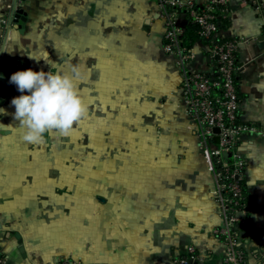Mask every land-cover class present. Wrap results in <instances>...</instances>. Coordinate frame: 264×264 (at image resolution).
<instances>
[{"label": "crops", "instance_id": "obj_1", "mask_svg": "<svg viewBox=\"0 0 264 264\" xmlns=\"http://www.w3.org/2000/svg\"><path fill=\"white\" fill-rule=\"evenodd\" d=\"M20 9L22 28L15 23ZM220 31L223 39L246 40L238 52L240 120L263 130L243 137L238 149L247 161L250 222L261 234L245 230L242 247L247 264H264L262 20L246 0H230ZM164 35L156 0H0V67L12 59L36 70L38 50L45 47L56 61L53 49L61 48L60 71L85 66L80 91L88 104L71 135L77 152L55 149V132L42 145L23 140L11 101L27 93L17 86L1 104L6 264H176L190 246L201 258L195 264H225L224 245L213 234L223 225L214 174ZM209 51V42H195V70L213 72ZM91 139L94 151L86 152Z\"/></svg>", "mask_w": 264, "mask_h": 264}, {"label": "built area", "instance_id": "obj_2", "mask_svg": "<svg viewBox=\"0 0 264 264\" xmlns=\"http://www.w3.org/2000/svg\"><path fill=\"white\" fill-rule=\"evenodd\" d=\"M163 21L164 49L177 57L181 72V99L196 123V135L201 150L209 161L216 183V197L220 203L223 225L213 234L224 245L225 264H247L241 234L250 230L254 238L261 234L252 229L248 197L245 193L247 161L239 152V144L247 135L261 134L256 123L240 120V98L237 75L242 69L238 60L242 39H223L220 36L219 18H229L230 0H207L198 11L195 0H156ZM252 4L262 20L264 6L260 0H246ZM188 12L200 27L201 40L210 43L209 57L213 72L205 73L193 68L192 48L183 45L184 27L181 11ZM216 130L219 132L217 133ZM201 260L195 247L190 246L176 264H195ZM0 264H6L0 256Z\"/></svg>", "mask_w": 264, "mask_h": 264}, {"label": "clouds", "instance_id": "obj_3", "mask_svg": "<svg viewBox=\"0 0 264 264\" xmlns=\"http://www.w3.org/2000/svg\"><path fill=\"white\" fill-rule=\"evenodd\" d=\"M49 65L48 72L29 68L11 76V83L21 93H27L13 98L11 103L15 107L14 118L23 130V140L33 145L44 144L46 135L53 132L70 137L88 114V104L80 91L85 66L72 63L65 72L53 71L55 65Z\"/></svg>", "mask_w": 264, "mask_h": 264}, {"label": "rangeland", "instance_id": "obj_4", "mask_svg": "<svg viewBox=\"0 0 264 264\" xmlns=\"http://www.w3.org/2000/svg\"><path fill=\"white\" fill-rule=\"evenodd\" d=\"M48 50L51 51V48H48ZM60 50H61V48H54L53 49L52 55L53 56L55 55L54 59L56 61H52V58H51V56L48 55L49 52L46 51L45 47H42L40 50H38L42 53H40L39 56H37V58H36L37 59V67H35V69H36L35 71L43 70L45 72H48L51 70V67L49 64L55 65V67L53 68V71H56V70L60 71V69H61L60 56L59 57L56 56L57 54L60 55ZM46 61L49 64L46 63ZM76 129L77 128H75V130ZM61 138L66 139L64 141V143H62ZM75 140H76V137L70 136L69 141H67L66 137L61 136L59 133L55 132V149L60 151L63 149V146L69 145V148L71 151L77 152L79 150V147H78L79 144ZM80 149H81V143H80ZM85 151L86 152H93L94 151V143H93L92 139H91V142L86 143V150ZM92 176H94V174Z\"/></svg>", "mask_w": 264, "mask_h": 264}, {"label": "water", "instance_id": "obj_5", "mask_svg": "<svg viewBox=\"0 0 264 264\" xmlns=\"http://www.w3.org/2000/svg\"><path fill=\"white\" fill-rule=\"evenodd\" d=\"M24 20L25 13L22 9H20L15 17V23L19 26V28H22ZM24 70H26V67H24L23 64L17 60L5 59L3 61L0 67V106L7 97L10 88L16 86L14 83H11V76L17 71ZM216 132L218 133L219 131L216 130Z\"/></svg>", "mask_w": 264, "mask_h": 264}, {"label": "trees", "instance_id": "obj_6", "mask_svg": "<svg viewBox=\"0 0 264 264\" xmlns=\"http://www.w3.org/2000/svg\"><path fill=\"white\" fill-rule=\"evenodd\" d=\"M194 4H195V8L198 11H200L204 7L205 2L201 3L200 1L195 0ZM228 21H229V18H226V19L219 18L218 19V25H219L220 30L226 28ZM181 24L184 27V34L182 37L183 45L187 48H192L197 40H201L199 36L200 27L198 26V24L193 22L188 12L184 10L181 11ZM245 193L247 194V197H248V192L246 190V187H245Z\"/></svg>", "mask_w": 264, "mask_h": 264}]
</instances>
